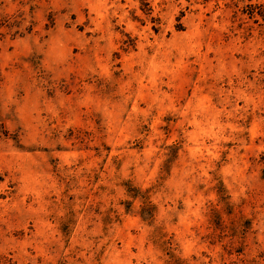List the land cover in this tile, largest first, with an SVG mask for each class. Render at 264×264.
<instances>
[{
	"label": "rangeland",
	"instance_id": "obj_1",
	"mask_svg": "<svg viewBox=\"0 0 264 264\" xmlns=\"http://www.w3.org/2000/svg\"><path fill=\"white\" fill-rule=\"evenodd\" d=\"M0 264H264V0H0Z\"/></svg>",
	"mask_w": 264,
	"mask_h": 264
}]
</instances>
